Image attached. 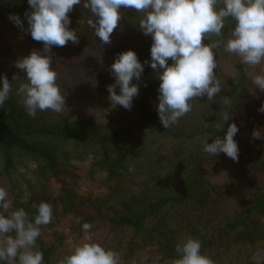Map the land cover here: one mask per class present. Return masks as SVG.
<instances>
[{"label": "rangeland", "instance_id": "obj_1", "mask_svg": "<svg viewBox=\"0 0 264 264\" xmlns=\"http://www.w3.org/2000/svg\"><path fill=\"white\" fill-rule=\"evenodd\" d=\"M14 1L0 0V7L7 6ZM126 11L127 9H120L122 14ZM9 17V15L0 17V64L3 65H0V71L11 83V92L5 104H8L12 111L23 113L26 110L22 103L23 94L19 93V87L21 84L27 83V80L24 73L15 67V63L18 59L27 56L33 50H38V48L35 47L21 28L16 27L10 21ZM90 19H93L91 13L86 20L89 21ZM234 26L235 21L232 18H227L222 29V35L216 37L214 34H208L207 40H203L202 43L211 44L217 40L226 42ZM90 30L94 32L92 28ZM143 37V40L145 42L147 40L151 45V37L145 35ZM140 45H138L139 51H141L139 49ZM213 51L217 63L215 73L222 86L221 92L214 96L212 100H208L206 96L193 98L194 101H190L192 110L176 124L169 127L176 134L192 135L193 137L190 139L163 138L154 127H152L153 133L151 130H146L147 133L142 134L146 145L138 149L148 156L131 161L128 174H125L122 180L119 178L108 181L105 173L92 174L90 172L91 165L96 160L92 152L94 151L93 146L82 150L81 148L56 144L52 148L46 149L49 154L59 160L58 168L61 170L58 183L55 179H51L46 183L45 188L48 186L46 193L53 197L58 193L59 186L64 187L71 191L75 197L73 202L78 205V210L67 214L62 212L61 206L55 208L51 206L53 209L52 221L47 225L40 226V236L37 240L45 248H52L50 264H58L59 260L71 254L75 247L85 242H94L100 244L106 250L116 252L119 257V264H174L177 258L164 257L157 243L136 250L132 255H127L123 243L121 246L115 238L110 236L112 234L108 226L99 225L98 222L94 221L90 224L91 229L85 232L80 225V220L94 217L98 210L97 205L103 207L101 213L104 216L115 212L117 215L142 214L149 202H157L164 199V197L173 196L183 184H186L189 172L203 161L204 157L208 158V162L206 165L203 164L202 176H197L195 179V183L202 188L201 195L203 197L207 196L211 200L214 195L217 196L221 193L222 187L227 188L228 191H224L228 194H234L236 191L234 188L237 186L236 182H239L236 181L238 177L235 174L236 163L231 158L225 160L219 155L209 156L203 151V144L205 141L211 143L219 136L221 128L218 126L223 125L224 129L226 123L230 122L228 120L223 124V117L231 111L232 97L230 95L237 92L233 90V86L238 80V67L242 62L240 57L227 53L223 44L213 49ZM141 52L144 62L150 60V47ZM104 57L106 56L97 55L86 64H88V67L92 66V68L96 63L102 66L107 61ZM66 58L63 61L68 64L70 61H66ZM169 63H171L170 59ZM54 67H57L59 72L63 70L58 65H54ZM261 69H264V63L245 66L247 75L245 100L241 105L235 109L233 108L232 112L233 123L239 129L234 139L242 141V148L239 150V153L242 151V154L262 153L259 139L256 142L250 138L254 131H259L262 133L260 137L264 140V133L262 132L264 130V113L258 111L261 104H264V91L254 88L255 86L252 84L253 77L259 74ZM13 76H16L17 79H13ZM59 76L62 79L65 77V75ZM86 76L91 78L93 75ZM89 80L92 81L93 79ZM94 83L96 84V82ZM68 97L65 100L68 110L66 109L62 113L60 119L53 121V123L44 121L45 124L47 123V130L57 131L62 130V127L67 129L66 127L72 126L69 131L70 134L75 135L80 126L86 127L89 124L112 131L127 124L130 119H138L141 127L145 124L149 125L151 122L154 126L157 122L160 123L156 111L157 101L154 99L148 105L143 103L142 112L137 111L133 115V106L131 110H126L119 105L115 106L109 99V93L102 89L95 88L94 94L84 100L71 95ZM138 114H140L139 118ZM45 115L50 114L47 112ZM144 116L146 119L143 120ZM32 122L37 124L34 119ZM204 123L208 127H205ZM34 144L40 146L37 141ZM134 148H137V146L131 145L121 150V156L126 152L130 153ZM15 160L17 165L13 178L20 199L26 204L32 197L41 194V185L46 180V164L19 152L15 153ZM0 187L8 189L7 181L1 174ZM254 187L259 191H252L253 193L264 191V173L256 179ZM249 194L243 201L237 202L236 205L233 204L230 210H223L220 217L211 221L205 229L199 227L196 223L194 227L198 232L196 239L201 243H205L215 228L226 225L228 219H230L228 223H232L239 218L243 214L245 205L251 203V201L249 202L251 196ZM185 201L187 202V200ZM214 201L215 199H212V204ZM178 213V208H169L163 216L172 225V230L177 231L174 236L177 243H181L186 238H192V236L186 230L187 227H177L179 223L176 225L174 219H176ZM170 219H173V222ZM253 219L255 222L257 221V218ZM263 220V217L259 219L260 222ZM2 238L0 237V239ZM124 240H126V236ZM208 255L214 261V264H264V230L256 236H249L248 239L231 242L224 251L217 254L208 252Z\"/></svg>", "mask_w": 264, "mask_h": 264}, {"label": "clouds", "instance_id": "obj_2", "mask_svg": "<svg viewBox=\"0 0 264 264\" xmlns=\"http://www.w3.org/2000/svg\"><path fill=\"white\" fill-rule=\"evenodd\" d=\"M82 2L93 17L88 24L102 44L111 43V34L122 18L121 8L143 13L138 28L143 35L151 37L150 60L141 63L133 50L117 54L109 69L114 83L107 86V92L111 103L131 110L133 99L139 94V85L132 81L140 80L147 64L159 80L156 111L165 129L192 110L190 101H194L193 98L206 96L212 100L221 92L213 49L223 44L227 53L240 57L245 65L264 63V0H27L31 9L25 12L27 32L34 41L43 44L42 50H33L15 63L27 80L20 85L19 93L23 94L22 103L29 117L34 118L38 111L51 110L60 114L67 109L49 53L53 46L79 42L76 31L69 27L68 13ZM227 18L235 21L227 41L202 43L208 34L220 37ZM9 19L23 29L18 15H11ZM252 84L264 91V69L253 77ZM10 92L11 83L6 76L0 75V108ZM258 111L264 113V104ZM228 120L226 113L223 124ZM218 127L223 131V125ZM238 131L235 123L229 124L223 138L204 142L203 151L212 157L223 153L237 161L239 147L234 137ZM252 136L259 139L261 134L254 131ZM8 196V191L0 187V237H3L0 239V264H44V255L35 250V243L40 236V226L53 219L51 205L34 204L36 215L29 221L23 208L9 212ZM91 227L89 223L82 225L85 232ZM175 251L179 258L174 264H214L210 257L202 254L199 240L186 238L176 245ZM58 264H119V257L100 244L85 242Z\"/></svg>", "mask_w": 264, "mask_h": 264}, {"label": "trees", "instance_id": "obj_3", "mask_svg": "<svg viewBox=\"0 0 264 264\" xmlns=\"http://www.w3.org/2000/svg\"><path fill=\"white\" fill-rule=\"evenodd\" d=\"M26 11H31L27 0H15L7 6L0 7V17L18 15L23 22L22 30L24 34L30 38L38 50H42V42L34 41L27 32ZM68 15L71 20L69 27L76 31L79 42L76 44L68 42L63 47L53 46L49 53L52 57L51 67L58 74L57 84L60 86L61 94L65 95V100L69 95L82 100L88 99L94 94L95 88L107 92V86L114 83V77L109 70L110 65L114 62L117 54L121 52L133 50L137 54L139 61L144 63L141 51L149 48L150 43L147 40V43L143 40V34L138 28L139 21L142 19V13L133 9H127L122 14L117 28L111 34L110 44H102L99 38L95 37L94 32L90 30L91 27L86 20L90 15V11L83 7V2L80 5L74 6ZM141 43L142 45H140ZM138 45H140L139 49L141 51L138 50ZM97 55L106 56L104 57L107 59L106 63L102 66L96 63L93 68L91 65V67H88L86 63L92 61ZM65 58L66 61H70L68 64L64 63L63 60ZM0 65L3 66L2 64ZM54 65L60 66L63 70L59 72ZM245 66L243 63L239 64L238 80L233 86V90L237 92L234 95H230L232 97V107L229 113L230 122H227L223 131L219 132L218 137L220 138H223L224 131L227 130L228 125L233 123V108L235 109L245 100L247 84ZM90 69L91 71L89 72ZM0 75L4 74L0 71ZM59 75H65V77L62 79ZM86 75H93L91 77L93 80L90 81L89 79L91 78H87L88 76ZM153 75H157V73L145 64L140 80L132 81V83L139 85V94L133 99V115L137 111L142 112L143 103H147L148 105L154 99L158 104L159 80L155 78L157 76L153 77ZM116 92L119 94L118 88ZM47 112L50 115L46 116ZM61 115L62 113L57 114L51 110H44L38 111L33 118L29 117L26 112L17 113L12 111L8 104H4L3 108H0V174L5 177L8 184V189L6 190L9 193V200L11 201L9 212L23 208L28 214L29 221H33L36 215V209L33 205L40 202H46L54 208L61 206L62 212L65 214L78 210V205L73 202L75 197L70 190L59 186L57 189L58 193L53 197L46 193L48 188V186L45 188L46 183L51 179H55L56 183H58V177L61 172L58 168L59 160L46 150L52 148L53 145L58 144L72 148H81L82 150L93 146L94 151L92 152L96 160L92 163L90 172L92 174L97 172L105 173L107 180L112 181L119 178L122 180L125 174H128L131 161L148 156L138 149L146 145L145 140L142 138L144 133H147L146 130L152 131V127H154L163 138L190 139L193 137L192 135L176 134L170 128H163L159 122L155 126L151 122L149 125L145 124L141 127L138 119H130V122L112 131L90 124L86 127L80 126L75 135L70 134L69 130L72 126L66 127L67 129L62 127V130L57 131L47 130V123H53V121L60 119ZM139 117L140 114H138ZM33 119L37 121V124L32 122ZM144 119H146L145 116L143 117ZM44 121H47V123L45 124ZM262 132L264 133V130ZM260 134L262 133L260 132ZM250 138L256 142L258 141L252 135ZM235 140L240 150L242 148V141L240 139ZM35 141L40 146L35 145ZM259 142L261 144V154H242L241 151L238 160L235 161L237 166L235 174L238 176L236 181L239 182H236L237 186L234 188L236 190L234 194H228V192H225L228 191L227 188L222 187L221 193L217 196L214 195L215 198H212L215 199L213 204L212 199L210 200L207 196L203 197L201 195L200 191L202 188L195 183L196 177L202 176L203 164L206 165L208 162V158L204 157L203 161L198 163L189 172L186 184H183L173 196L164 197V199L157 202H149L142 211V214L117 215L115 212L114 214L104 216L101 213L103 210L101 208L103 207L97 205L98 210L96 215L89 219H81L80 225L82 226L84 223L91 224L96 221L99 225L108 226L112 234L110 236L115 238L121 246L123 243L124 251L127 255H132L136 250H141L151 246L153 243H157L164 257L178 259L179 257L175 248L179 243H177L174 236L177 231L172 230V225L163 216L167 209H179V213L176 215V219H174L176 225L179 223L177 227H187L186 230H188L193 239H196L198 236V232L194 228L196 223L199 227L205 229L211 221L220 217L223 210H230L233 204L236 205L237 202L243 201L251 193L249 194L251 195L249 197V202L251 201V203L250 205H245L243 214L232 223H228L230 220L228 219L226 225L213 230L207 242L201 243L203 255L207 254L209 256L208 252L217 254L220 251H224L231 242L248 239L249 236H256L264 230V220L262 222L259 221L260 218H264V191H262L263 193L252 192L259 191L254 187L255 181L264 173V140L260 137ZM131 145L137 146V148L121 156V150ZM17 152L46 164V180L41 185V194L37 197H32L26 204L21 201L13 178L17 165L15 160V153ZM219 156L225 160L229 159L223 153ZM253 218H257V221L255 222ZM170 220L173 222V219ZM125 236L126 240H124ZM35 250L43 253L44 264H50L52 248H45L39 240H36Z\"/></svg>", "mask_w": 264, "mask_h": 264}]
</instances>
